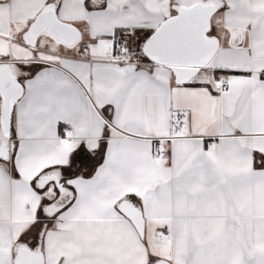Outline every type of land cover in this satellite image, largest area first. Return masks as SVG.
Masks as SVG:
<instances>
[{
  "label": "snow or ice",
  "instance_id": "1",
  "mask_svg": "<svg viewBox=\"0 0 264 264\" xmlns=\"http://www.w3.org/2000/svg\"><path fill=\"white\" fill-rule=\"evenodd\" d=\"M0 264H264V0H0Z\"/></svg>",
  "mask_w": 264,
  "mask_h": 264
}]
</instances>
